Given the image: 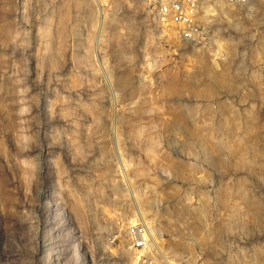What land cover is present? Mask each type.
<instances>
[{"label": "rangeland", "instance_id": "1", "mask_svg": "<svg viewBox=\"0 0 264 264\" xmlns=\"http://www.w3.org/2000/svg\"><path fill=\"white\" fill-rule=\"evenodd\" d=\"M154 5L0 0V264H264V0Z\"/></svg>", "mask_w": 264, "mask_h": 264}, {"label": "built area", "instance_id": "2", "mask_svg": "<svg viewBox=\"0 0 264 264\" xmlns=\"http://www.w3.org/2000/svg\"><path fill=\"white\" fill-rule=\"evenodd\" d=\"M249 0H154V18L157 23L172 25L179 40L190 45L206 44L210 39V12L217 2L235 8H248ZM129 246L145 251L148 248V236L143 223H134L127 227ZM146 257V254L141 253Z\"/></svg>", "mask_w": 264, "mask_h": 264}, {"label": "bare ground", "instance_id": "3", "mask_svg": "<svg viewBox=\"0 0 264 264\" xmlns=\"http://www.w3.org/2000/svg\"><path fill=\"white\" fill-rule=\"evenodd\" d=\"M248 6H249V1H248ZM231 7V6H229ZM235 8V7H234ZM249 9V7L247 8ZM210 12L213 14L217 13H221L223 16L227 17V13H228V5H225L221 2H217L215 7H212L210 9ZM249 13V12H247ZM141 223H143L145 225V227L147 228L146 222L142 221Z\"/></svg>", "mask_w": 264, "mask_h": 264}]
</instances>
